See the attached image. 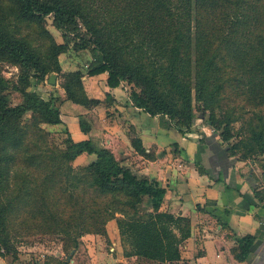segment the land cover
<instances>
[{
	"label": "trees",
	"instance_id": "trees-1",
	"mask_svg": "<svg viewBox=\"0 0 264 264\" xmlns=\"http://www.w3.org/2000/svg\"><path fill=\"white\" fill-rule=\"evenodd\" d=\"M94 4L100 5L109 22L101 25L98 17L91 13ZM48 15H52L58 29L81 21L87 38H81L74 48H90L92 59L87 65L88 76L106 73L109 88H117L122 81L131 84L133 106L150 116L167 117L181 133L196 118L193 100L200 103L209 111L206 122L212 129L211 135L218 136L227 157L236 158L240 148L239 144L231 142L230 119L218 121L213 112L221 84L217 55L210 52L209 45L212 37L227 26L235 41L244 28L251 32L260 30L264 24V0H0V60L19 69L16 82L0 75V250L7 247V227L16 208L15 199L4 193L9 190L15 173L16 154L22 152L30 162L25 165L36 168L40 164L34 163L36 155L30 157L24 149L27 131L19 127V120L29 113L38 127L39 124L62 123L55 99L43 98L27 89L31 77L42 80L49 73L58 72L57 56L67 50L66 45L51 40L42 53L21 33L24 26L43 27ZM192 21L194 35H191ZM225 43L230 44L226 40ZM248 46L247 43L237 45L240 51ZM259 48V51L253 48L240 53L233 51L230 57L243 72L249 93L262 101L264 43ZM82 77L78 70L64 75L61 87L65 99L83 106L98 103L87 98ZM190 78L194 80L192 88ZM9 87L22 95L20 103L10 104ZM81 129L84 133L89 130L82 125ZM252 132L247 142L249 148L237 157L239 160L251 158L255 148L251 141L264 155L263 132ZM65 145L61 156L67 161L82 154L94 155V158L80 172H73L70 164L60 168L64 163H51L54 165L49 166L41 190L33 195L25 187L18 199V203L23 204L19 206L21 214L17 217L27 215L23 223L38 222L45 226L63 223L66 233L69 231L65 225L73 218L80 230L78 233L105 234L106 222L119 213L122 218H116V223L120 236L130 245V250L123 252L125 257L158 260L160 264L179 260V244L189 237L190 221L161 210L166 188L154 179L138 176L122 164L111 149L96 146L91 139L76 141L68 133ZM130 145L138 154L154 158L145 151L139 136L131 137ZM252 160L255 162L254 158ZM196 163L200 173H207L200 162ZM55 166L66 176L67 183L60 190L66 194L64 200L50 194L51 187L46 186L54 181ZM79 184L83 186L82 194L74 191ZM253 194L264 201V189H254ZM98 197L108 201L97 204ZM115 202L120 207H114ZM70 203L75 204V211L64 218ZM141 206H145L143 213ZM252 242L251 235L236 239L237 245L232 249L235 258L245 260ZM44 264L69 262L50 258Z\"/></svg>",
	"mask_w": 264,
	"mask_h": 264
},
{
	"label": "rangeland",
	"instance_id": "rangeland-1",
	"mask_svg": "<svg viewBox=\"0 0 264 264\" xmlns=\"http://www.w3.org/2000/svg\"><path fill=\"white\" fill-rule=\"evenodd\" d=\"M91 13L98 17L101 21V25L110 20L109 17L104 16L100 5L94 4ZM193 24L194 22L192 21L191 35H194ZM21 33L26 35L31 45L42 53H45V49L48 47L51 40L57 44H64L67 47L65 52L57 56L60 70L58 72H51L56 74L55 84H50L48 82L49 75L51 74L49 73L42 80L31 77L29 87L27 88L37 92L43 98L47 99L52 97L55 99V105L59 108L61 119H63L62 123L56 126L39 124V127L35 125V121L31 118L29 113L25 114L22 119L19 120V127L25 128L27 131L24 139V149L30 157L36 155L37 159L34 160V163L40 164H38L36 168L25 165V163L30 162L24 158L22 152H17L16 154V159L14 161V163H16L14 167L15 173L10 182L9 190L4 192L15 199L14 207L16 208H14L9 227H7V247L3 246L0 250V253H2L0 256V264H44L50 258L68 260L69 264H72L73 258H78V254H83L94 261H99L100 254L115 253V251L110 250L113 244H111V241L107 238V231L110 233L114 232L115 235L118 234L116 240L118 241L119 248L116 253L122 254L125 250L129 251L130 245L127 241L122 240L116 223V218H122V215L119 213L115 214V219L106 222L105 234L78 233L80 230H78L79 228L75 224L73 218L70 220L69 225H65L67 228L66 230L69 231V233H66L63 230V223L60 225L51 223L45 226L44 224H37L38 222L23 223L27 215H20L17 217L18 214H21L19 206L23 204L22 202L18 203V199L23 194L25 187L28 188V191L33 193V195L37 193L38 190H41L44 185V179L50 171L49 166L54 165L51 163H64L61 164L60 168H64L67 166L66 164H70L73 167V172H80L82 167L88 165V163L92 161L93 155L88 154L79 155L71 161H67L61 156V153L64 152L66 148L65 139L69 133L68 128L74 139L79 140L89 137L88 134L92 130L91 125L95 123V117L102 116L103 120L105 119L104 122L106 127H108V119L111 121L116 120V122L117 120L120 121L119 116L116 115L117 112L114 110L115 108H113L114 105L110 98L111 95L109 92L105 91L103 82L99 83L101 80L94 78L93 81L97 83L93 89L91 88V80L87 75V65L92 59L90 48H74L75 44L80 43L81 38H87L81 21H78L76 25H68L63 29H58L54 25L52 15H48L44 19L43 27H33L30 29L24 26ZM236 39L237 41L234 40L232 31L229 26H227L223 31L217 32L215 36L212 37L209 49L211 53L214 52V54L217 55L215 60L220 69L219 79L221 84V89L217 96V102L216 106L213 108V112L218 121H223L225 118L230 119V128L233 135L231 142L239 144L238 149L240 148V150L237 151L238 157L249 148L247 142L252 136V131L261 130L264 135V98L261 101L258 96L254 97L249 93V87L245 84L243 72H241V70L239 71V67L230 56L233 54V51H238L240 53L243 51H250L251 48L255 49V51H259L261 49L259 45L264 43V24L261 26L260 30L256 32H251L250 29L244 28L241 36H236ZM225 40L229 41L230 44L225 43ZM238 43H247L249 46L243 51H240L241 49L237 47ZM228 48H230V54H228ZM77 70L83 74V89L87 98L90 99V101L97 100L98 103L95 104L92 102L89 106H83L67 101L63 104V101H66L65 92L61 87L63 77L68 72ZM103 74L105 75L106 73ZM0 75L10 82H16L19 69L7 61L0 60ZM98 77H102L101 74L98 75ZM106 79H103L104 82ZM190 85L191 88L194 85V80L192 78H190ZM118 88L122 91H118L120 92L118 97L124 100L122 105H124V103L132 105L131 91L134 89L133 86L122 81ZM7 91L10 96L11 105L18 104L22 101V95L19 92L13 90L11 87H9ZM77 107H79V109ZM82 107L85 108L83 111ZM96 107H99L100 111ZM193 109L196 118L191 126L183 133L179 132L174 126V122L170 121L165 116L156 115L155 119L157 120H154L158 121L162 127L174 131L179 140L183 137V142L186 140V142L193 144L190 151L194 150L196 143L202 144L200 141L204 134L212 133V129L206 122L209 111L204 110L201 104L196 103L194 100ZM148 120L152 121L151 118H148ZM116 124L118 126V131H115V134L117 136H119V134L121 135V133L122 136L125 134L130 144V138L137 136L135 127L127 122L123 124L121 121ZM81 125L88 127V132L84 133L81 129ZM105 129L106 128H104L101 123L100 127L94 124V131L97 133L98 139L92 137L87 139L91 138L96 146L99 144L101 147H108L112 152L115 150V157L119 161H123L122 163H126L127 161V163H132V166H135L136 163H142L141 161L145 162L144 159L135 160L130 156L119 159L118 151L120 149L119 147H122L119 146V143L123 144V141L121 138H118L119 143H117V141L108 143L110 138L104 135ZM250 143L255 145L254 151L251 153V158L243 159L242 162L248 164L263 163L264 155L259 150L258 146H256L257 144L253 141ZM168 146L171 147L173 152H179L180 150L177 142H172ZM151 153L154 155L153 150L149 152V154ZM237 157L236 159L239 160ZM252 158L255 159V162ZM124 160L126 161L124 162ZM55 169L57 173L53 175V183H47L46 186L51 187V189L48 188L50 194H55L64 200V195L66 198V194L64 193L63 195L61 193V186L67 183L66 176L62 174V169L58 170L56 166ZM22 187L23 189L21 190ZM82 187V184H79V187L76 188L77 190L74 189V191L82 194ZM106 201H108L107 198L98 197L96 203L100 204ZM74 206L75 204L70 203L67 207L65 216H63L64 218H66L69 213L75 211L73 210ZM76 207H78V205H76ZM114 207H120V205L115 202ZM144 209L145 206H141V213L145 211ZM206 222L204 221L203 223L205 224ZM210 222L206 224L210 225ZM38 225L40 227H38ZM182 226L184 227V224ZM87 234L92 235V237L81 240V238H83L82 236H86ZM96 236L99 238H96ZM185 239L179 244V247L183 245ZM99 240L104 241L105 245L103 242L102 245H99ZM123 264H160V262L158 260L132 257ZM164 264L177 263L175 261H164Z\"/></svg>",
	"mask_w": 264,
	"mask_h": 264
},
{
	"label": "crops",
	"instance_id": "crops-1",
	"mask_svg": "<svg viewBox=\"0 0 264 264\" xmlns=\"http://www.w3.org/2000/svg\"><path fill=\"white\" fill-rule=\"evenodd\" d=\"M101 76H88L91 80V88L93 89L97 83L93 81L94 78L101 80L99 83L103 82L105 91L111 95L113 108L120 121L135 127L145 151L149 153L153 150L154 158L148 159L138 154L129 144L125 134L124 136L122 133L119 136L115 134V131H118L116 123L120 122L119 120L116 122L108 119V127H106L105 119L100 116L95 117L94 124L100 127L101 123L107 129L104 135L110 138L108 143L114 141L119 143L118 138H121L123 144L119 143V146H122L118 151L119 159L130 156L135 160H145L136 163L135 166L127 163L126 160H124L126 163H122L123 161L121 163L138 176L154 179L166 188L162 211L189 218V237L179 247L180 259L175 262L177 264H264V201H259L253 194L254 189H264V163L248 164L234 157H227L217 136L211 133L204 134L200 141L202 144L196 143L194 150L190 151L193 144L186 140L183 142V137L180 141L174 131L154 121L157 120L156 116L151 117L130 103L131 106L126 103L122 105L124 100L118 97L122 92L119 86L109 88L106 80L105 82L103 80L106 79V74ZM67 101H63V104ZM96 108L100 111L99 107ZM83 109L85 108L82 107V111ZM94 124L91 125L92 130L88 135L98 139ZM68 131L70 133L69 128ZM70 136L74 139L71 133ZM172 142L179 144V152H173L168 146ZM113 153L116 154L115 150ZM196 162H200L207 173H200ZM218 177L221 179L217 180ZM206 220L208 223L211 221V224H206ZM246 235L253 236V242L249 247L247 258L239 261L235 258L232 249L237 245L236 239ZM82 237L81 240H84L91 238L92 235L87 234ZM107 238L113 244L110 250L115 251L114 254L102 253L99 255V261L78 254V258H73L72 264H123L132 258V256L125 257L123 253H116L119 248L116 240L118 234L107 231ZM102 242L104 244V241L99 240V245H102Z\"/></svg>",
	"mask_w": 264,
	"mask_h": 264
},
{
	"label": "water",
	"instance_id": "water-1",
	"mask_svg": "<svg viewBox=\"0 0 264 264\" xmlns=\"http://www.w3.org/2000/svg\"><path fill=\"white\" fill-rule=\"evenodd\" d=\"M55 78H56V74L51 73V74L49 75L48 82H49L50 84H55Z\"/></svg>",
	"mask_w": 264,
	"mask_h": 264
},
{
	"label": "built area",
	"instance_id": "built-area-1",
	"mask_svg": "<svg viewBox=\"0 0 264 264\" xmlns=\"http://www.w3.org/2000/svg\"><path fill=\"white\" fill-rule=\"evenodd\" d=\"M224 264H226V263H224Z\"/></svg>",
	"mask_w": 264,
	"mask_h": 264
}]
</instances>
